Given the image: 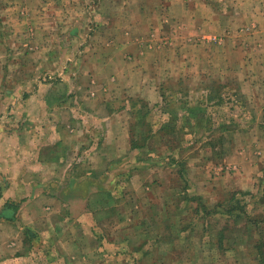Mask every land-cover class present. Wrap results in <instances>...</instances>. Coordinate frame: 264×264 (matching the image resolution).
Returning a JSON list of instances; mask_svg holds the SVG:
<instances>
[{"label":"rangeland","instance_id":"1","mask_svg":"<svg viewBox=\"0 0 264 264\" xmlns=\"http://www.w3.org/2000/svg\"><path fill=\"white\" fill-rule=\"evenodd\" d=\"M137 1L0 0V156L57 129L97 147L74 165L97 166L91 211L56 205L17 264H264V0L239 20L225 0L213 30L143 22Z\"/></svg>","mask_w":264,"mask_h":264},{"label":"crops","instance_id":"2","mask_svg":"<svg viewBox=\"0 0 264 264\" xmlns=\"http://www.w3.org/2000/svg\"><path fill=\"white\" fill-rule=\"evenodd\" d=\"M260 1L252 2L256 4ZM232 2L236 10L234 9L229 15L233 16L235 11L239 14L236 18L239 20L243 15V6L248 7L250 0H232ZM224 4H227L225 0L223 3H217L216 0H138L136 3L141 14L140 20L143 22L196 23L195 30H213V27L219 25L221 23L219 21L226 15L228 9L225 10V14L217 9H223L221 7ZM251 16L262 19L264 12H261V8H253L248 18ZM171 52V50L163 52V56H166L164 60L169 64L170 62L166 60L171 58ZM157 55L160 56L161 53ZM126 77L130 78L132 75L129 73ZM144 78L148 83L151 82L146 76ZM79 139L81 137L78 129H57L54 140L41 139L40 144L33 142L26 149H22L25 159L17 154L16 161H5L0 156V178L5 183L0 187V214L6 212L4 210L8 204L14 203L17 207L14 214L9 213L7 218L0 217V264H17L28 258L29 254L23 253L27 245H25L27 230L51 227V221L47 219L44 222V220L49 213L55 211L56 205L57 214H62V219L64 215L88 213L89 209L91 211L88 202H91L95 193L93 191L83 193V190L77 187L82 182L96 183L97 166L95 167L94 162L90 160L89 168L84 174L76 172L75 167L81 165L79 163L82 160L81 152L89 151V155L93 158L97 156L95 154L97 147L94 146L96 143L93 141L91 149H83L80 147ZM100 140L102 142V138ZM102 156L108 159L107 153H103ZM23 175L27 176L26 180L21 179ZM57 179L60 180L57 182ZM3 249L11 251L5 253Z\"/></svg>","mask_w":264,"mask_h":264},{"label":"trees","instance_id":"3","mask_svg":"<svg viewBox=\"0 0 264 264\" xmlns=\"http://www.w3.org/2000/svg\"><path fill=\"white\" fill-rule=\"evenodd\" d=\"M196 208H197V212L201 211L204 216H209V215L216 214V213L220 212V211H218L216 206L213 208H208L206 205H204L201 202L198 203ZM234 210H235V207H234V205L231 204V206H229V208L226 209L225 211H222V213L228 214V213L234 212ZM223 231H220V233L223 234ZM223 236H224V234H223ZM219 243H220V245H223V241L221 239H220Z\"/></svg>","mask_w":264,"mask_h":264}]
</instances>
